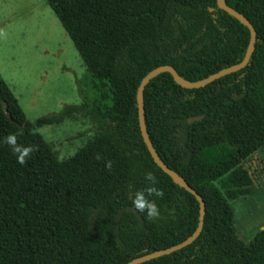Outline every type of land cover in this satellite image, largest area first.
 Returning <instances> with one entry per match:
<instances>
[{
  "label": "trees",
  "instance_id": "1",
  "mask_svg": "<svg viewBox=\"0 0 264 264\" xmlns=\"http://www.w3.org/2000/svg\"><path fill=\"white\" fill-rule=\"evenodd\" d=\"M45 1L83 61L85 88L78 86L81 102L30 121L0 75V264H123L183 241L197 227L199 203L148 151L137 87L162 65L195 82L240 62L249 28L217 0ZM225 2L255 29L248 63L198 88L164 71L143 89L149 140L200 194L205 214L194 241L139 264H264V230L244 242L231 205L254 193L243 161L264 147V0ZM75 117L88 118L94 136L59 159L34 129ZM10 133L39 146L24 165L4 143ZM148 171L164 191L149 197L157 220L132 205Z\"/></svg>",
  "mask_w": 264,
  "mask_h": 264
},
{
  "label": "rangeland",
  "instance_id": "2",
  "mask_svg": "<svg viewBox=\"0 0 264 264\" xmlns=\"http://www.w3.org/2000/svg\"><path fill=\"white\" fill-rule=\"evenodd\" d=\"M0 29L6 33V38H0V75L28 120L81 102L78 86L84 87L85 66L45 0H0ZM85 92L92 98L90 90ZM34 130L53 145L59 159L72 156L95 133L85 117ZM243 165L253 177L255 190L231 200V205L237 233L247 243L264 230V147Z\"/></svg>",
  "mask_w": 264,
  "mask_h": 264
},
{
  "label": "water",
  "instance_id": "3",
  "mask_svg": "<svg viewBox=\"0 0 264 264\" xmlns=\"http://www.w3.org/2000/svg\"><path fill=\"white\" fill-rule=\"evenodd\" d=\"M217 4L221 9L227 11L228 13L232 14L237 19H239V21L241 23L245 24L250 30V39H249V43L247 45V49H246V52H245L243 59L234 65H231V66H228L224 69H221V70L211 74L210 76H208L204 79H201L199 81H195V82L188 81V80H185L182 77H180L178 75V73L176 72V70L170 65L158 66V67H155L154 69L150 70L144 77H142V79H141V81L137 87V91H136V101H137V108H138V121H139V127H140V131H141L143 141H144L148 151L150 152L151 156L153 157L154 162L166 174H168L176 184L182 186L183 188H185L186 190L191 192L195 196V198L198 200L199 218H198L197 227L194 230V232L191 235H189L187 238H185L183 241H181L175 245H172L168 248H165V249L146 253L142 256L133 258L130 261L123 263V264H139V263L144 262L146 260L156 258V257L162 256L165 254H169L173 251L181 249L184 246L190 244L192 241H194L198 237V235L200 234V232L202 230L203 218H204V214H205V203H204L202 197L200 196V194H198L196 192V190L193 187H191L184 180V178L181 175H179L177 172H175L174 170L169 168L161 160L159 155L154 150L153 145H152L151 141L149 140L148 133H147L146 126H145L144 109H143V103H142V94H143V89H144L145 85L147 84V82L149 81V79H151L152 77H154L155 75H157L160 72H164V71L169 72L172 75V77L174 78V80L176 81V83L182 87L198 88V87L205 86L206 84H208V83L214 81L215 79L220 78V77H222L228 73L235 72V71L243 68L248 63L250 56H251L253 49H254V43H255V29H254V27L242 14H240L237 10H235L231 6L227 5L225 0H217ZM196 118L197 117H190L189 121L191 122Z\"/></svg>",
  "mask_w": 264,
  "mask_h": 264
},
{
  "label": "clouds",
  "instance_id": "4",
  "mask_svg": "<svg viewBox=\"0 0 264 264\" xmlns=\"http://www.w3.org/2000/svg\"><path fill=\"white\" fill-rule=\"evenodd\" d=\"M0 38H6V33L3 29H0ZM4 143L9 145L12 152L17 157V162L21 165L27 163L34 152L39 150L38 145H28L27 147L18 143V137L15 133H10L4 140ZM96 159H102L100 154L96 155ZM112 161H106L105 167L108 170L112 169ZM144 179L148 182V185L141 189L137 190L132 198V205L134 209L139 213H146L149 220L159 219L161 213L159 207L155 200L149 199V197L163 198L164 191L161 188L156 187L158 180L155 174L151 171L145 173Z\"/></svg>",
  "mask_w": 264,
  "mask_h": 264
}]
</instances>
